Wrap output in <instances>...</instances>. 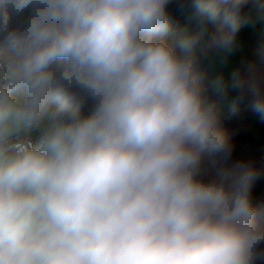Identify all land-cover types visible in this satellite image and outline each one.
Returning a JSON list of instances; mask_svg holds the SVG:
<instances>
[{
	"label": "clouds",
	"instance_id": "obj_1",
	"mask_svg": "<svg viewBox=\"0 0 264 264\" xmlns=\"http://www.w3.org/2000/svg\"><path fill=\"white\" fill-rule=\"evenodd\" d=\"M247 3L0 0V264H264V158L222 123L264 119V28L223 70Z\"/></svg>",
	"mask_w": 264,
	"mask_h": 264
},
{
	"label": "crops",
	"instance_id": "obj_2",
	"mask_svg": "<svg viewBox=\"0 0 264 264\" xmlns=\"http://www.w3.org/2000/svg\"><path fill=\"white\" fill-rule=\"evenodd\" d=\"M255 2L256 0H248L249 10H254ZM193 26L194 23H192L190 29H192ZM260 28H264V24L258 25L257 29L255 30L249 26L242 28L241 32L238 35V40L241 46L239 50L234 52L232 56L229 58L228 66L223 69L225 72H228L232 68L238 66L242 59L253 58L254 49L256 47V44L258 43V30ZM238 106L242 108L244 115L249 120L252 129L254 131L256 142L260 143V145L258 147L240 146L236 150L235 154L237 156L242 154L253 155L258 159L264 158V131H262V119L257 114L253 113L246 103H241ZM228 110L229 109L225 108L223 114ZM222 123L223 126L225 127L223 120ZM262 194H264V181L259 182L253 190L254 199L260 197ZM256 201L260 203H264V201L262 200H256Z\"/></svg>",
	"mask_w": 264,
	"mask_h": 264
},
{
	"label": "trees",
	"instance_id": "obj_3",
	"mask_svg": "<svg viewBox=\"0 0 264 264\" xmlns=\"http://www.w3.org/2000/svg\"><path fill=\"white\" fill-rule=\"evenodd\" d=\"M246 7H248V3ZM181 19L182 17H177L174 11L173 12V22H175L176 20H181ZM193 23H194V26H193L194 28L195 22L193 21ZM179 26L177 28H179ZM222 120L224 122L225 129L227 130L231 138L236 143V150L240 146L258 147L260 145V143L256 142V138H255L252 126L249 120L244 115L242 108L240 106H238L237 111L235 113H232L230 109L227 112H225L222 115ZM262 131H264V119H262ZM255 200L264 201V194H262L258 198H255Z\"/></svg>",
	"mask_w": 264,
	"mask_h": 264
},
{
	"label": "rangeland",
	"instance_id": "obj_4",
	"mask_svg": "<svg viewBox=\"0 0 264 264\" xmlns=\"http://www.w3.org/2000/svg\"><path fill=\"white\" fill-rule=\"evenodd\" d=\"M175 15L177 17H182L183 21L180 23V24H182V25H180L181 27H179V28H173L172 27L174 32L179 31L180 29H183V28H189V29L191 28V25H192L193 21H190L188 19V14L187 13H180L178 11H175Z\"/></svg>",
	"mask_w": 264,
	"mask_h": 264
},
{
	"label": "built area",
	"instance_id": "obj_5",
	"mask_svg": "<svg viewBox=\"0 0 264 264\" xmlns=\"http://www.w3.org/2000/svg\"><path fill=\"white\" fill-rule=\"evenodd\" d=\"M248 10H249L248 7H246L245 11H248ZM181 22H182V19L181 20H176L175 22L172 23V27L177 28L180 25Z\"/></svg>",
	"mask_w": 264,
	"mask_h": 264
}]
</instances>
